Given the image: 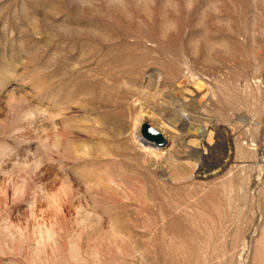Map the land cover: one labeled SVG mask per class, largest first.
I'll list each match as a JSON object with an SVG mask.
<instances>
[{"label":"rangeland","instance_id":"374dc122","mask_svg":"<svg viewBox=\"0 0 264 264\" xmlns=\"http://www.w3.org/2000/svg\"><path fill=\"white\" fill-rule=\"evenodd\" d=\"M0 264H264V0H0Z\"/></svg>","mask_w":264,"mask_h":264},{"label":"water","instance_id":"95a60500","mask_svg":"<svg viewBox=\"0 0 264 264\" xmlns=\"http://www.w3.org/2000/svg\"><path fill=\"white\" fill-rule=\"evenodd\" d=\"M140 136L144 141L155 146L162 147L166 143L163 136L148 124L141 125Z\"/></svg>","mask_w":264,"mask_h":264},{"label":"bare ground","instance_id":"6f19581e","mask_svg":"<svg viewBox=\"0 0 264 264\" xmlns=\"http://www.w3.org/2000/svg\"><path fill=\"white\" fill-rule=\"evenodd\" d=\"M143 124H146V123H143ZM149 125V124H148ZM213 168V167H212ZM214 169V168H213ZM200 174H205L206 172L205 171H202L201 170V172H199ZM153 194V193H152ZM153 200H155V198H153V197H151ZM141 206H144V207H146L145 206V204H142ZM161 207V206H160ZM170 210V209H169ZM112 219H114V223H110V227H111V229H116V227H117V224H118V221H117V219H115V218H113L112 217ZM171 226H173V225H171ZM174 227V226H173ZM163 230V229H162ZM177 231V230H176ZM185 231V230H184ZM167 234V233H166ZM183 235H184V233H183ZM184 238V237H183Z\"/></svg>","mask_w":264,"mask_h":264}]
</instances>
